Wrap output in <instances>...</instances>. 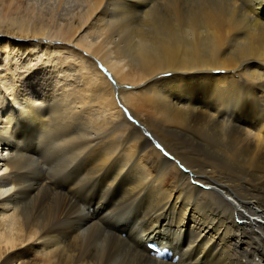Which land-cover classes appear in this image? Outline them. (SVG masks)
<instances>
[{
    "label": "bare ground",
    "instance_id": "6f19581e",
    "mask_svg": "<svg viewBox=\"0 0 264 264\" xmlns=\"http://www.w3.org/2000/svg\"><path fill=\"white\" fill-rule=\"evenodd\" d=\"M55 4L0 0V264H264V0Z\"/></svg>",
    "mask_w": 264,
    "mask_h": 264
},
{
    "label": "rangeland",
    "instance_id": "374dc122",
    "mask_svg": "<svg viewBox=\"0 0 264 264\" xmlns=\"http://www.w3.org/2000/svg\"><path fill=\"white\" fill-rule=\"evenodd\" d=\"M27 1H28V6L31 9L34 8L35 12H37V11H47L50 8H52L54 5H56L55 4V0H27ZM32 5H34V6H32ZM64 7L65 8L60 10L59 15H58L61 18V20H59L61 22L58 21L59 23H63L62 19L66 16L65 15L66 13H68V12H76L78 10L76 1H72L70 3H67V5L64 6ZM41 8H42V10H41ZM7 53L9 54V51L0 49V74H5L8 70H12L15 73V76H16L15 79L16 80L14 78L13 79L11 78L10 80L7 81V83H9L8 85L10 87L12 86L11 89H13L14 88L13 84L15 83V81L18 82L17 81L18 78H23L24 77L25 81H29V79H30V78H28L29 76H26V78H25V75L33 73V69L36 68V66L38 65L39 60H38V62L35 60L34 63L32 64V67L29 66V65L23 66L20 63H22V61H24V59L27 60V58H29L27 52L23 53L21 51L18 52L17 50L12 51V53H14V54H17V53L19 54V55H17L15 57V59L18 60V62L14 61V60L11 61ZM29 67H31V68H29ZM7 68H9V69H7ZM71 73H73V72H71ZM17 84H20V82H18ZM2 256L0 258V263L7 256V253L3 254ZM17 263L21 264L19 261L18 262H14L12 264H17Z\"/></svg>",
    "mask_w": 264,
    "mask_h": 264
},
{
    "label": "snow or ice",
    "instance_id": "6c2138e0",
    "mask_svg": "<svg viewBox=\"0 0 264 264\" xmlns=\"http://www.w3.org/2000/svg\"><path fill=\"white\" fill-rule=\"evenodd\" d=\"M157 147H160V146L157 145ZM165 155H167V153H165ZM98 160H99V157H93L92 159L87 160V161H85V160L82 159V160L80 161V163H81V164H84L85 166H88V165H91V164H93V163H95V162H98ZM177 163H178V162H177ZM110 164H111V161L109 162L108 165H105V166H104V171H108V170H109V165H110ZM181 167H183V166L181 165ZM101 175H103V173H101ZM205 187H207V186H205ZM8 191H11V189H8ZM228 199L231 200V197L229 196Z\"/></svg>",
    "mask_w": 264,
    "mask_h": 264
}]
</instances>
